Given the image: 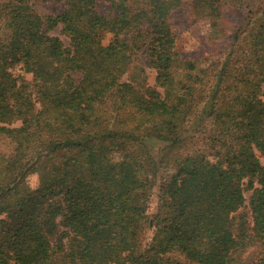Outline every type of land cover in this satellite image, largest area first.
Here are the masks:
<instances>
[{
    "label": "trees",
    "instance_id": "obj_1",
    "mask_svg": "<svg viewBox=\"0 0 264 264\" xmlns=\"http://www.w3.org/2000/svg\"><path fill=\"white\" fill-rule=\"evenodd\" d=\"M104 1L0 0V264H264V0H191L218 62L178 51L182 0Z\"/></svg>",
    "mask_w": 264,
    "mask_h": 264
},
{
    "label": "rangeland",
    "instance_id": "obj_2",
    "mask_svg": "<svg viewBox=\"0 0 264 264\" xmlns=\"http://www.w3.org/2000/svg\"><path fill=\"white\" fill-rule=\"evenodd\" d=\"M97 8L101 13H107L110 10V5L107 4L104 0H96ZM259 0H252L251 4L248 7L244 8H234L232 6H226L224 8L225 15L231 26L235 28L242 20L248 15L250 10H252L256 3ZM182 6L176 9L170 18L172 29L176 35L177 40V49L181 55L185 58H197V59H211L214 61H220L221 58L225 55L226 51L229 48V42L226 40L221 41H212L210 39V23L208 18H196L193 14V11L190 7L191 0H182ZM65 6L46 4L41 6L43 12L57 14L61 12ZM53 35L60 36L63 40L65 46L70 45V40L60 34V27L52 32ZM111 35L108 34L104 40V44H107ZM144 65L149 77V83L154 85L156 72L152 69L148 61L144 59ZM18 71L16 70V73ZM28 79H31V75L26 76ZM3 92V88L0 85V95ZM264 101V94L262 95ZM20 123H16L14 126H18ZM147 145L152 151L153 156L156 160H159L161 157V152L164 147V143L155 139L147 140ZM14 149V143L5 135L0 134V153L5 155H10ZM165 172L161 171L156 179V186L153 190V195L150 199L149 214L152 215L157 210V193L159 190V185L161 178ZM28 182L32 187H36L38 184V179L35 174H32L28 177ZM251 192H246V198H248ZM248 205L246 206V208ZM249 210L242 209V214L248 216ZM152 236V230H146L143 235V245L149 243ZM262 254V247L259 244L251 246L248 248L246 253L241 259V264H257Z\"/></svg>",
    "mask_w": 264,
    "mask_h": 264
}]
</instances>
